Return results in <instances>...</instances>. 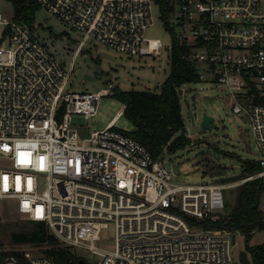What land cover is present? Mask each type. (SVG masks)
I'll use <instances>...</instances> for the list:
<instances>
[{
	"label": "built area",
	"instance_id": "1",
	"mask_svg": "<svg viewBox=\"0 0 264 264\" xmlns=\"http://www.w3.org/2000/svg\"><path fill=\"white\" fill-rule=\"evenodd\" d=\"M37 1L82 36L66 64L35 24L0 13V200H14L63 246L98 256L92 264H242L233 234L239 229L217 225L225 190L238 183L178 182L173 165L117 128L116 117L83 139L73 121L96 114L115 86L70 87L87 41L131 56H159L168 47L171 59L172 44L144 36L156 0ZM169 5L164 24L190 45L199 81L225 88L231 111L248 117L260 168L244 181L264 183V0ZM111 224L115 236L106 247L102 234ZM0 264L57 263L20 244L0 248Z\"/></svg>",
	"mask_w": 264,
	"mask_h": 264
},
{
	"label": "rangeland",
	"instance_id": "2",
	"mask_svg": "<svg viewBox=\"0 0 264 264\" xmlns=\"http://www.w3.org/2000/svg\"><path fill=\"white\" fill-rule=\"evenodd\" d=\"M0 13L7 19L14 17V5L10 0H0ZM153 24L144 33L146 39L159 38L164 45L173 43V35L167 30L163 21L161 5L155 3L152 8ZM173 19H170L172 26ZM35 26L40 37L66 64H69L77 47L81 34L71 29L44 7L36 14ZM176 31L179 28L176 26ZM99 51L110 54L113 58L103 57ZM75 73L70 87L75 91H92L109 87L114 83L112 92L102 97L96 114L85 117L73 116L78 126H83L81 139L90 135L93 130L104 129L116 117V127L123 131H133L136 126L127 115L123 114L126 104L116 94L118 90H150L159 92L171 70L170 49L167 47L159 56L127 55L111 49L96 40L87 41L84 50L77 56ZM90 74L93 80L84 81L77 78L79 70ZM181 111L185 125L184 135L188 145L173 154L166 152L161 158L168 165H173L177 176L175 180L182 183H238L225 190L227 200L223 217L228 218L235 203L236 189L244 183L241 178L245 160L257 161L260 154L247 116L234 113L229 106L227 90L212 81L184 83L178 90ZM206 96L213 97L210 101ZM214 117L212 126H202L203 114ZM226 179V180H223ZM253 179H248L251 181ZM222 212V211H220ZM0 217L3 225L1 237L9 244L8 233L12 228L19 229L29 221L24 214L17 211L14 200H0ZM223 218V219H224ZM219 220L224 226L225 220ZM217 223V225H218ZM221 228V227H220ZM235 256L246 247L264 242V229L252 233L239 230L236 233ZM115 236V227L111 224L102 234L103 245L111 246ZM88 262L94 263L98 256L91 252L79 251ZM251 257V254L249 253Z\"/></svg>",
	"mask_w": 264,
	"mask_h": 264
},
{
	"label": "trees",
	"instance_id": "3",
	"mask_svg": "<svg viewBox=\"0 0 264 264\" xmlns=\"http://www.w3.org/2000/svg\"><path fill=\"white\" fill-rule=\"evenodd\" d=\"M14 5V19L33 26L36 14L41 9L37 0H10ZM161 5L163 20L168 16L169 0H156ZM191 47L184 39L173 36L171 51V70L159 92L150 90H118L116 94L126 104L123 114L132 120L136 128L123 131L142 143L152 153L154 159L161 158L166 152L173 154L188 145L184 135L185 125L181 111L178 88L184 83L197 82L199 76ZM260 168L255 161L245 160L241 178L255 173ZM226 180V179H223ZM264 183L256 178L245 181L236 189L235 203L231 207L228 221L229 228L239 229L248 237L264 229V212L262 209V192ZM222 223H218L220 226ZM3 225L0 217V248L30 244L51 256L57 264H83L84 257L78 252L63 246L46 224L29 220L19 229L12 228L9 244L3 240ZM245 249L251 254L253 264H264V242L250 246L247 239Z\"/></svg>",
	"mask_w": 264,
	"mask_h": 264
},
{
	"label": "water",
	"instance_id": "4",
	"mask_svg": "<svg viewBox=\"0 0 264 264\" xmlns=\"http://www.w3.org/2000/svg\"><path fill=\"white\" fill-rule=\"evenodd\" d=\"M99 54L103 57H108V58H113L110 54L104 52V51H99ZM77 78L78 79H83L84 81H87V80H93L94 77L90 74H83V71L80 69L77 73ZM207 99H209L210 101H212V98L213 97H210V96H206ZM214 121V117L213 116H210L208 115L207 113H204L203 114V120H202V126L205 127V128H210L212 126V122ZM239 260L242 264H252V261L249 257V252L244 248V249H241L239 251ZM81 262L83 264H92L90 262H88L86 259H81Z\"/></svg>",
	"mask_w": 264,
	"mask_h": 264
}]
</instances>
